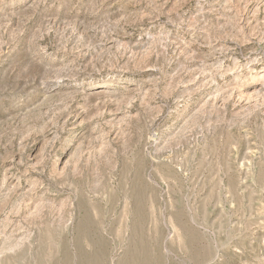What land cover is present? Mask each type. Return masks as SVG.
Returning a JSON list of instances; mask_svg holds the SVG:
<instances>
[{
    "label": "rangeland",
    "instance_id": "rangeland-1",
    "mask_svg": "<svg viewBox=\"0 0 264 264\" xmlns=\"http://www.w3.org/2000/svg\"><path fill=\"white\" fill-rule=\"evenodd\" d=\"M262 75L264 0H0V264H264Z\"/></svg>",
    "mask_w": 264,
    "mask_h": 264
},
{
    "label": "bare ground",
    "instance_id": "bare-ground-1",
    "mask_svg": "<svg viewBox=\"0 0 264 264\" xmlns=\"http://www.w3.org/2000/svg\"><path fill=\"white\" fill-rule=\"evenodd\" d=\"M243 0H240V2H242ZM241 30H243V26L239 23L238 25H237ZM254 67L255 66H253L250 70H252V69H254ZM262 77V80H261V82H260V86H261V88H264V75H262L261 76ZM254 83H252V84H250V85H253ZM59 166H60V162H59V160H56V162L54 163V165H53V169L54 170H57L58 168H59ZM6 171V170H5ZM8 171V170H7ZM56 172V171H55ZM9 174V173H8ZM8 174L6 173L5 174V177H4V183H6V182H8V178L10 177H8ZM13 175V174H12ZM19 180V179H18ZM19 181H21V180H19ZM20 182H15L14 183V186L15 187H12L13 188V190L14 191H16L17 190V186L19 187V185L21 184H19ZM5 186V185H4ZM20 187H21V185H20ZM2 231H0V233H1Z\"/></svg>",
    "mask_w": 264,
    "mask_h": 264
}]
</instances>
